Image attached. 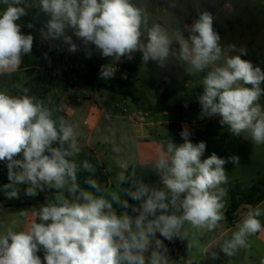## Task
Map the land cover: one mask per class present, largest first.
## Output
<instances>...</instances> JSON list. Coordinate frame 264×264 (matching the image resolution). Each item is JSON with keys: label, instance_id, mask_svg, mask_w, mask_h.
Listing matches in <instances>:
<instances>
[{"label": "clouds", "instance_id": "clouds-1", "mask_svg": "<svg viewBox=\"0 0 264 264\" xmlns=\"http://www.w3.org/2000/svg\"><path fill=\"white\" fill-rule=\"evenodd\" d=\"M0 3L6 6L0 12L3 76L16 72L23 57L31 55L34 36L24 34L17 21L33 5L26 0ZM35 6L48 17L46 31L41 30L43 38L62 39L70 53L79 48L66 34L69 29L83 45H94L101 56L116 62L140 52L145 63L151 60L160 67L175 60L192 72L210 69L202 79L203 93L197 97L201 113L219 117V123L233 136L246 134L245 139L264 144V105L260 103L264 71L242 59L247 55L243 47L221 45L210 12L197 9L198 18L190 25L169 29L156 22L148 26L147 10L135 0H38ZM177 6V0H169L164 10ZM117 70L112 63L102 65L100 76L112 78ZM20 93L0 90V162L6 164L10 181L3 186L4 195L18 199V185L25 184L24 194L29 197L45 187L66 190L68 196L40 205L34 213L39 222L31 221L26 229L17 231L13 225L0 231V264H167V249L156 238L157 233L168 241H189L186 225L207 231L221 226L225 219L221 185L228 180L224 166L228 162L238 165V156L224 159L212 152L202 158L206 143H193L184 127L180 132L184 142L176 144L168 139L166 147L157 148L150 161L163 188L137 179L133 168L130 175L121 173L117 179L120 184H130L123 191L140 201L139 206H130L117 192H112L109 200L78 183L80 168L74 158L81 147L76 126L64 117L53 119L52 111L28 95L27 88ZM113 150L120 151L117 147ZM82 168L95 171L87 160ZM85 183L96 192L103 191L95 179L87 178ZM113 203L126 211L117 214ZM129 207L138 213L135 218L129 215ZM262 215L259 207L250 208L231 238L219 244L223 253L231 257L249 247L248 238L264 231L259 219ZM192 247L188 242L189 252ZM210 250L205 249V254L217 259V253ZM41 251L43 260L38 255Z\"/></svg>", "mask_w": 264, "mask_h": 264}, {"label": "crops", "instance_id": "crops-1", "mask_svg": "<svg viewBox=\"0 0 264 264\" xmlns=\"http://www.w3.org/2000/svg\"><path fill=\"white\" fill-rule=\"evenodd\" d=\"M37 2L38 0H28V4L33 5L32 7H36L35 4ZM135 2L138 4V6H142L147 10L149 19L156 17L157 21H161V17L159 15L160 5H158L155 2V0H135ZM241 3L242 5H244L246 3V0H241ZM194 6H195L196 11L201 10V6H199L195 1H194ZM5 7L6 6L3 3H0V12H2ZM226 7L232 10V5L230 3H229V6H227V3H226ZM154 13L157 15L154 16ZM213 17L214 19L217 18L216 15H214ZM248 17H249V12L245 8V10H243L241 14V21L244 22V20H247ZM231 19L230 17H228L227 21L230 22ZM17 23L21 25V31L24 34H31L34 37L37 36L40 39V41L43 43L44 45L43 53H42L43 61L48 60L47 61L48 63L57 64L56 59H58L63 53H65L68 50L69 46L63 43L62 39H57L58 42L54 43L50 39H44L42 36V32L36 29L35 27L32 26L31 28H29L28 27L29 24H26L20 21H17ZM188 23H192V21H188ZM69 30H68V33H69ZM185 35H187V33H185ZM74 42L76 43V41ZM175 47H178V46L175 45ZM246 47H251V49L250 50L248 49L247 55L242 56V59L251 61L254 64V66H259L262 69V71H264V32L263 30H261V36L258 37V43H254L253 45H247L244 48ZM32 50H34L33 58H31V55L33 52L32 51L31 55H25L23 57V63L16 72L10 75L0 76V80L7 79L9 78V76H13V75H16L17 77L26 76L27 77L26 81L39 80L41 83L49 81L50 82L49 86L51 87L52 81L55 79L54 69L53 68L49 69L48 67H44L43 64L38 62V57L40 54L38 53V56H36L37 51L34 45H33ZM136 54L142 55L140 52H136L133 55H136ZM51 55H54V57H52ZM126 58L127 57H122L119 62H116L114 58L107 57L108 62L116 63L120 65L122 68L119 71H116L112 78L103 79L101 76L98 75L97 78L104 84L103 87L86 85L76 80L69 81V77L67 78V81H66L67 89L69 91L74 90L76 91L77 95H82V100L77 99V101L80 104H83L84 102H86V100L89 101V103L83 106L82 108L84 112L87 113V115L91 119L94 120L93 130L97 129L100 125H102L113 135L115 140H112V138H110L108 140V144L112 145L116 142H119L120 144L121 143L127 144L129 141H133L136 144L135 153L134 151L127 152L128 159L130 160V164L121 165V168L125 171V175H126V171L130 167H142V166L151 167L150 161L154 157L157 148L166 147V143L168 139H171L176 144H181L184 142L182 138L175 139L171 137L170 126L172 123L179 124L181 130H183V126H185V124H190L196 129H199L200 127L205 128V130L207 129V131L205 132L203 131L200 132L201 134H203V136H200V137L199 135L194 136V137L190 136V140L193 143H199L201 141H204L206 143V151L202 158H207L209 155H211L212 152H215L219 157L224 158V159H227L228 157L232 155L238 156L237 154L240 150V146H241L240 143L242 141V135L239 137L233 136L228 131L227 126H224L223 130H218L216 132L218 135H220L219 138H221V140L223 141L221 145L217 146V143H214L212 140L218 135L211 134L209 132L208 127H207L208 121L199 120L201 118H198L199 116H196V114L200 112L201 110L200 109L201 106L198 102L197 97L203 93L202 79L204 75H206V72L210 69H206L205 72H202V73H196V72H192L188 70L186 68V65L180 64L179 62L175 60H170L163 67V72L172 73V76L162 77L161 75H159V72L160 70H162V67L158 66L157 63L154 61H151V63L148 65L142 60V62L140 63L135 73L127 77H118L116 76V74L120 71L125 70V72L128 73L127 69L124 66V62ZM49 71H51V73ZM148 72L150 73V75H154V76L155 74L159 75L158 77L159 84H158V89L156 90V92H153V91L151 93L148 92L150 95L148 93L146 95V92H144L143 95L137 94L136 92H134L133 94V91L130 89L131 88L130 81H132L133 78H135V76L136 78H138L137 80H140V77H141L140 74L142 73L147 74ZM184 75L187 76L188 79L185 83V86H182L180 84L179 79L181 78V76H184ZM140 87L141 89L144 90L143 86L140 85ZM41 94H43V92ZM161 95L168 96V105H169L170 110L164 111V112H154L152 108L156 104L158 97ZM118 98H122V101L125 103L124 105L129 110L143 111V112L148 113V118L145 124L130 126L123 120L127 125L126 129H124V132H126L128 135L127 140L126 138L123 140L120 139V137L122 136L123 129L122 127L117 125L118 117L113 115V112H117V109L116 110L112 109V106L119 102ZM128 98L133 102V105L130 104V101L128 100ZM173 100H176V101L181 100L182 102L181 104L173 106L171 104V101ZM260 103L264 105V101L262 100V97H261ZM185 104H187V107H185ZM174 112H176L177 115L172 117L174 115ZM68 113L69 114H65L67 118L74 115V113L70 110L68 111ZM219 119H220L219 117H212L211 121L219 120ZM85 123H86V120L83 121L84 125ZM218 126H220V129H221L220 123L218 124ZM229 133L230 135H232L233 140H231ZM233 141L238 143L237 148L236 147L231 148V143ZM86 142H87L86 144H79L81 147V150H83L86 147L89 149H93V146L89 144V138L86 139ZM251 144L255 146L264 145V144H255L252 141H251ZM223 150L226 153L224 155L221 154V151ZM94 154L97 157L96 161L98 162L99 166L103 168V176L105 179L106 187L102 188L103 190L102 192H96L92 188H89L86 190L93 192V194L97 196L104 195L106 199L110 200L111 199L110 190L111 188H113V183L110 182V180H108V169L106 168L107 166L104 164V162L100 161L99 153L96 151L94 152ZM239 160H240V157H239ZM101 164L103 166H101ZM124 165H127V167L125 168ZM92 179H95L96 181L99 180L98 173L92 175ZM238 182L239 181H237V183ZM149 184H153V183H149ZM256 185L260 187L261 189V193H260V196H261L262 191L264 190V184L263 182H261L260 176L256 175L253 177L252 187L249 190L241 189L240 192H238V195H239L238 198L234 196L236 201L240 202L241 196H243L246 193H249ZM1 187L2 186L0 185V188ZM233 195L234 194H231V201L233 199ZM7 202L9 201L5 199L2 206L6 208H10V209L23 208V210H27L26 215L23 216L18 223L15 222L14 226L18 225L20 229L24 230L26 229L27 225L31 221L35 220L36 222H39L38 217L34 215V213L38 212L39 210L37 198L36 199L35 197L26 198L21 203L17 202L11 205L8 204ZM140 203L141 202L139 201V204ZM230 205H231V202L228 206H226L222 210L224 214L229 209ZM113 207L116 210L117 214H120L121 212L126 211L125 209L121 208L118 204H115V203H113ZM253 207L254 208L259 207L262 211H264V198L260 200L256 199V201L252 204L241 202L235 212L226 216L225 219L221 221V226L218 229H216L214 233H212L207 239L204 238V240L202 241L203 245L200 246L198 249H199L201 256L205 259L206 262L211 258H210V255L205 254V249H211L210 251L216 252L218 256H221L224 259L229 257L226 254H224V256L218 254L219 253L218 250L221 249L219 244L222 243L223 240L231 238L233 229L238 224V223L237 224L231 223L233 222L235 215L241 211H246L247 213V211ZM127 211L130 214L134 213L132 211V207H129ZM259 219L261 220L262 224H264V215L259 217ZM3 225L4 226H3L2 231H4L9 226H13V224L6 223V222H4ZM196 235L198 236V233ZM250 237H252L253 242L251 241H250L251 243L248 242L249 251L252 252L253 254L254 253L253 246L251 245H255L256 248H261V250L263 251V257H264V231L258 232L255 235H252ZM243 249H244V252H243L244 254L241 256L242 259L246 257V253H245L246 248H243ZM40 253H43V251L39 252L38 255Z\"/></svg>", "mask_w": 264, "mask_h": 264}, {"label": "rangeland", "instance_id": "rangeland-1", "mask_svg": "<svg viewBox=\"0 0 264 264\" xmlns=\"http://www.w3.org/2000/svg\"><path fill=\"white\" fill-rule=\"evenodd\" d=\"M194 1L201 6L202 11H208L213 16L216 15L217 18L214 19L213 27L216 30V32L220 35L221 45H228V44H234L236 45L237 49L241 47H245L247 45H253L254 43H258V37L261 36V30L264 32V0H246V3L242 5L241 0H177L178 6L175 8L169 9L167 12L164 10L165 7L169 6L168 4H162L155 0V2L160 5V12L159 15L161 17V21H157L156 17H153L152 19H149V25L151 26V23H161L165 27L169 29H174L177 27H182V25L186 24L188 21H194L198 18V11L195 10ZM226 3H230L232 5V10L230 8L226 7ZM245 8L249 12V17L247 20H244V22L241 21V14L242 11L245 10ZM157 14L154 13V16ZM228 17H230L231 21L228 22ZM68 31H67V33ZM33 45L36 48V53L38 56V53L40 54L38 57V62L43 64L44 67H48L49 69L53 68L55 71V79L52 81V86H49V81H46L44 83H41L39 80L36 81H26L27 77H17L16 75L9 76V78L0 80V90H8V92L11 95H19L20 89L27 88L28 91L32 90L33 82L38 83V85L35 88V91H33L34 97L37 100L43 101L44 105L48 107L52 113H53V119H57L59 117H64L67 119L70 123L74 124L76 126V130L78 132V143L79 144H86V139L89 138V144L93 146L94 152L99 153V159L100 161L104 162V164L107 166L108 169V180L113 183V188H111V192H117L121 195V199L128 200V195L123 191V189L128 188L125 186V184H120L117 177L119 174L123 173L125 175V171L121 168L122 164H130V160L128 159V151H136V144L133 141H129L127 144L116 142L114 144H108V140L112 138V140H115L113 135L102 125H100L97 129L93 130V122L94 120L91 119L87 113L84 112L83 106L89 103L88 100L84 102L83 104H80L78 100H82V95H77L76 91L74 90H68L67 89V78L68 72L64 66L57 65V64H51L47 61H43L42 53H43V43L40 41V39L36 36L34 37V43ZM175 47V44L173 45ZM246 52L248 53V49L250 50L251 47L244 48ZM31 58H33L34 50H32ZM91 52V55L89 56L88 53ZM86 53L76 64L75 68L85 74L90 73H97V76H100V69L102 65H105L108 63L107 57L101 56V54L93 48V50ZM232 54H238V53H232ZM43 61V62H42ZM151 63V60L147 62L149 65ZM51 73V71H49ZM48 72V73H49ZM140 80H137L138 78H133L130 84L131 90L136 92L137 94L143 95L144 92L151 93L156 92L158 89L159 84V75L163 76H172V73L163 72L160 70L159 75L155 74L150 75L148 72L147 74H140ZM118 77H127L130 76L125 70L120 71L116 74ZM98 79V78H97ZM104 79V78H103ZM129 79V78H128ZM187 76H181L179 79L180 84L182 86H185V83L187 81ZM42 84V85H41ZM141 86L144 87V90L141 89ZM50 90H49V88ZM264 87V84L261 85ZM49 90V91H48ZM142 90V91H141ZM48 91V93H47ZM43 92V94H41ZM148 93V94H149ZM150 95V94H149ZM182 95V93H181ZM130 101V104L133 105V102L128 98ZM118 104L119 106H125L124 102L122 101V98H118ZM181 100H173L171 101V104L173 106L181 104ZM91 103V102H90ZM93 103V102H92ZM175 109V108H174ZM201 109V107H200ZM72 111L74 113L73 116H70L67 118L65 114H69L68 111ZM176 111V110H174ZM120 109H117V112H113V115L118 117L117 125L122 127V136L120 137L121 140L125 139L127 140L128 135L126 132H124V129H126V123L119 118ZM177 113L174 112V116H176ZM196 116H199L198 118H201L199 120L208 121L207 127L211 134L218 135L216 132L218 130H223L224 126L221 125L218 126L219 120H212V117H206L203 113L198 112ZM86 120L85 125L83 124V121ZM199 137L203 136V134H198ZM230 135V133H229ZM246 134H242V141L240 143V150L238 152V156L240 157L239 164L235 165L232 162L226 163L225 171L228 177L227 183L221 185L222 188L225 190V196L223 197V203L224 208L228 206L231 202V194H234L238 198V192H240L241 189L243 190H249L252 187V180L253 177L256 175H259L261 178V182L264 184V145L255 146L251 144L250 139H245ZM220 135L213 138V142L217 143V146L221 145L223 141L221 138H219ZM117 138V137H116ZM231 140L232 135H230ZM238 143L232 142L231 148L236 147L237 148ZM82 146V145H81ZM114 147H117L120 149L119 152H116L113 150ZM89 148H84V150H88ZM256 152V153H255ZM221 154H226L225 151H221ZM251 154V155H250ZM233 156V155H232ZM83 156H82V150L80 153L75 157V162L77 165L82 166L83 162ZM95 159L97 160V157L95 155ZM101 166H103L101 164ZM107 180V179H106ZM237 181H239L237 183ZM257 182V181H256ZM10 183L8 180V170L7 166L4 162H0V185L2 186L0 188V231L3 229L4 222L11 223L14 225L15 222H19L20 219L26 215L27 210H23V208L20 209H10L2 206L5 199H7L9 202L8 204H15V203H21L26 198H34L36 199V196L29 197L24 194V190L26 189L27 185L20 184L18 187L20 188V196L19 198H13L8 199L3 192V186L5 184ZM157 188H163L162 183H153L148 184ZM258 185V184H257ZM256 185V186H257ZM51 193V194H50ZM45 197L49 198L51 202H55L57 196L63 195L68 196V193L66 190H55L52 189L50 191L47 187L44 190ZM263 194V195H262ZM262 194L257 199H263L264 198V190L262 191ZM3 198V199H2ZM243 196H241V199ZM223 208V209H224ZM254 208V207H253ZM129 213V212H128ZM246 211H241L238 214L235 215V221L231 222L232 224H239L242 219L245 216ZM133 218H135L134 213H129ZM237 226V225H236ZM233 229V232L237 230V228ZM189 232V241L186 240L187 247L188 242L193 244V247L191 251L189 252V256L185 260H180L176 262L175 264H187L188 260H192L193 264H205V259L201 256L199 252V247L202 246L204 238H208L214 231H207V230H197L195 228H191L189 225L185 226ZM14 230H22L18 227V225L14 226ZM198 233V236L196 235ZM253 242L252 237L248 238V242ZM253 246L254 253L249 251L248 247L246 248V257L243 259L241 256L244 254V249H239L236 254L233 257L225 258L227 261V264H262V261H264L263 257V251L261 248H256L255 245ZM154 247V245H153ZM218 254L224 256L225 253L220 249L218 250ZM42 257L43 260V253L39 254ZM167 264H170L167 262Z\"/></svg>", "mask_w": 264, "mask_h": 264}, {"label": "trees", "instance_id": "trees-1", "mask_svg": "<svg viewBox=\"0 0 264 264\" xmlns=\"http://www.w3.org/2000/svg\"><path fill=\"white\" fill-rule=\"evenodd\" d=\"M26 4H28V0H26ZM48 17L44 15L43 13L39 12L38 7H29L27 9V15L20 18V22L31 24L33 27L41 31L45 28V24ZM69 35L72 36L73 40L76 41V44L78 45L79 50L75 53H70L68 50L63 53L58 59H56L57 64L64 66L68 72L69 81L76 80L80 83L90 85V86H97V87H103L104 84L97 79V73H90L85 74L75 68V63L79 61L86 53L93 50L94 45L89 44L88 46H85L82 44V42L76 38L73 35L72 30H69ZM52 42L57 43L58 40L49 38ZM54 57V55H51ZM142 62V55L136 54L133 55L132 59H125L124 66L127 69L129 75H132L135 73ZM38 83L33 82L32 90L28 91V95L34 96L33 91H35L36 86ZM262 100L264 101V96H262ZM154 112H164L169 111V105H168V96L167 95H161L158 97L156 104L152 108ZM171 129V137L175 139H181L180 132L182 131L179 124L172 123L170 126ZM58 146L57 145H53ZM67 147V145H65ZM82 156L83 161L87 160L95 170L94 172L91 171H85L82 166H79L80 170L78 171V183L81 188L89 189L91 188L89 185L85 183V179L92 178V175L98 173L99 180H97L98 184L100 185L101 189L105 188V179L103 176V168L99 166L98 162L95 159V154L92 150H82ZM75 159V158H74ZM133 168L135 169L136 178L142 180L145 184L149 183H160V177L159 175L151 169V167H130L126 171V176L130 175L133 171ZM125 186L130 187L129 183H125ZM44 191H38L36 198L38 200V205H42L43 203L51 202L49 198L45 197L43 194ZM261 189L258 186H255L249 193H246L243 195V198L240 199V202L236 201V199L233 197L231 201V205L229 209L226 211L224 216H228L235 212L240 205L241 202H245L248 204H252L256 201L258 197H260ZM51 194V193H50ZM128 202L131 206H139V201L133 200L131 197L128 196ZM39 211V210H38ZM138 215V213H135ZM156 238L163 241L164 246L167 249V252L164 253L166 255V260L168 263L173 264L180 260H185L189 256L188 247L186 240H180L179 238L174 239L173 241H168L164 239L162 236H160L159 233L156 234ZM161 251L163 252L164 249L162 248ZM205 264H227L226 260L217 255V259H209Z\"/></svg>", "mask_w": 264, "mask_h": 264}, {"label": "built area", "instance_id": "built-area-1", "mask_svg": "<svg viewBox=\"0 0 264 264\" xmlns=\"http://www.w3.org/2000/svg\"><path fill=\"white\" fill-rule=\"evenodd\" d=\"M159 3L162 4H168L169 0H156ZM227 6H229V3H227ZM186 24H191V23H186ZM107 64H110V62H108ZM119 71L122 67L116 63H112ZM112 109L116 110V109H120V113L119 116L122 120H124L128 125H139V124H145L148 118V113L143 112V111H133V110H129L126 106H119L118 104H114L112 106ZM184 127H187V129L189 130V132L191 133V136H197L200 132H205L207 131V129L205 130V128L200 127L199 129H196L195 127L191 126L190 124H185ZM239 215V214H236ZM235 221V218L233 220V222Z\"/></svg>", "mask_w": 264, "mask_h": 264}]
</instances>
